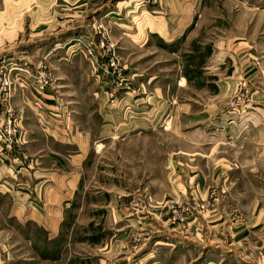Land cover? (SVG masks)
Listing matches in <instances>:
<instances>
[{"label": "rangeland", "instance_id": "1", "mask_svg": "<svg viewBox=\"0 0 264 264\" xmlns=\"http://www.w3.org/2000/svg\"><path fill=\"white\" fill-rule=\"evenodd\" d=\"M214 3L243 7L206 40L250 37L245 71L185 69L167 0H0V264H264V0ZM132 106L155 124L121 136Z\"/></svg>", "mask_w": 264, "mask_h": 264}, {"label": "crops", "instance_id": "2", "mask_svg": "<svg viewBox=\"0 0 264 264\" xmlns=\"http://www.w3.org/2000/svg\"><path fill=\"white\" fill-rule=\"evenodd\" d=\"M201 0H170L169 6H168V0H167V13L170 15L171 13H177V15L174 16L176 19L174 23H171V21L167 22V44L168 45H175L176 43H179V48L177 50H172L171 55L176 56L177 58H180L181 60H185L186 62V68L185 69H191V68H197L196 65L191 64L190 60L192 59H205V69L211 71L213 75H219V72H222L223 69H228V67L235 66L237 69V72L245 71L250 67L251 61H252V47H250V37H247L245 34L236 33L234 30H231L230 28L228 30L219 29L220 38L217 42H212L211 40H206L208 37H210L212 33V29H215V27L212 26L213 20H220L221 16L226 20H232L235 18V13H237V8L243 11V7L239 5H232V7L227 11V15L223 14L221 15L219 6L215 4L216 0H210L209 3H200ZM251 7V6H249ZM249 10V9H248ZM193 12L195 15H193ZM231 13V15L229 14ZM245 12V11H244ZM250 13V11H247ZM233 13V16H232ZM195 16V17H194ZM239 18V17H238ZM248 20L250 21L251 18L249 15H247ZM119 19V18H118ZM195 20V21H194ZM151 22V21H150ZM148 24L145 27H148L150 29H155V25L153 24V21ZM122 28L125 27V25L122 23L120 25ZM128 28V27H126ZM206 40V41H205ZM214 44V45H213ZM202 46V48H199ZM212 48V50H211ZM229 61H232V63H229ZM245 61L244 64L242 62ZM237 62V65L235 63ZM247 64V65H246ZM246 67V68H245ZM239 70V71H238ZM215 72V73H214ZM187 78H181L187 80V84L185 87L189 86L191 81H188ZM182 88V87H180ZM49 91V88L47 89ZM39 92V91H38ZM35 93V92H33ZM40 93V92H39ZM38 94V93H37ZM41 98L44 97V100L41 99V101H38L39 104H43L42 101H45L46 109H56L54 105L55 96L52 92H45L41 93ZM179 105L175 98L172 99H166L164 108H165V114L163 116V126L167 128L168 123L172 124V114L170 111L167 113L166 108L170 107L174 108L173 106ZM213 106V104L211 105ZM175 109V108H174ZM135 107L132 106V109L130 112H128V115H121L119 117H116L115 122L119 124L117 126L116 131L122 136L124 134H129L130 131L133 132L136 129H145L144 127H138L137 124H147L148 128H151L150 126L152 124H155V119L151 117L150 113H148V116L146 115L141 119L139 115L135 114ZM152 113V112H151ZM170 115V116H169ZM106 121L105 124L108 122L109 115H106L105 117ZM131 125V126H130ZM134 130L132 127H135ZM132 128V129H131ZM42 157V155H41ZM41 171L51 172L46 177L47 180L41 181L38 185V188L43 187L45 188V194L49 197L47 199V202L50 204H53L55 201H57L60 198V193H62L63 202L70 201L71 198L74 196L76 192V185L75 182H71L69 180L62 181L63 187L61 189V181L60 178L56 175H54V169L53 168H45L42 166V161L38 163ZM42 166V167H41ZM55 199V201H53ZM56 204V203H54ZM43 218V217H42ZM56 220H58V215H56ZM48 228L52 229L49 225H47Z\"/></svg>", "mask_w": 264, "mask_h": 264}, {"label": "built area", "instance_id": "3", "mask_svg": "<svg viewBox=\"0 0 264 264\" xmlns=\"http://www.w3.org/2000/svg\"><path fill=\"white\" fill-rule=\"evenodd\" d=\"M2 84L4 87H9L11 85V82L9 79H4ZM40 89L43 90L44 85H40ZM232 106H234V104H232Z\"/></svg>", "mask_w": 264, "mask_h": 264}]
</instances>
